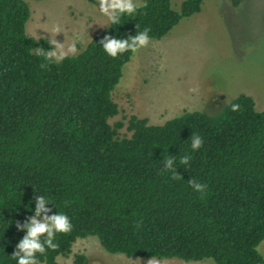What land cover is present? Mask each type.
Segmentation results:
<instances>
[{
  "label": "trees",
  "instance_id": "1",
  "mask_svg": "<svg viewBox=\"0 0 264 264\" xmlns=\"http://www.w3.org/2000/svg\"><path fill=\"white\" fill-rule=\"evenodd\" d=\"M202 3L184 0L176 10L172 0H144L138 15L108 24L82 52L43 70L34 48L51 46L48 38L27 34L28 2L0 0L3 264H15L9 255L25 234L15 222L32 215L26 205L32 201L34 209L35 190L73 223L41 264H58L59 255L87 236L129 257L264 264L258 251L264 240V110H256L251 96L240 94L216 114L183 112L163 124L131 115L130 136H119L123 121H109L120 112L112 91L133 53L106 56L103 37L150 28L151 38L161 39L200 12ZM192 133L203 138V147L191 153L190 166L179 165V157L190 153ZM170 155L177 157L176 178L159 172ZM192 178L208 186L203 195L190 188ZM76 261L87 262L83 255Z\"/></svg>",
  "mask_w": 264,
  "mask_h": 264
},
{
  "label": "rangeland",
  "instance_id": "2",
  "mask_svg": "<svg viewBox=\"0 0 264 264\" xmlns=\"http://www.w3.org/2000/svg\"><path fill=\"white\" fill-rule=\"evenodd\" d=\"M25 1L31 11L27 34L53 36L65 45L79 37L77 54L109 24L93 10L95 0ZM183 1L172 0L173 8L180 10ZM240 94L264 110V0H203L200 12L182 18L163 38H151L125 64L112 91L120 112L109 121H123L119 136H130L131 115L163 124L183 112L216 114ZM258 251L264 257V240ZM77 255L85 256L86 264H216L110 253L96 236L77 238L71 253L57 257L58 264H80Z\"/></svg>",
  "mask_w": 264,
  "mask_h": 264
},
{
  "label": "clouds",
  "instance_id": "3",
  "mask_svg": "<svg viewBox=\"0 0 264 264\" xmlns=\"http://www.w3.org/2000/svg\"><path fill=\"white\" fill-rule=\"evenodd\" d=\"M91 4L93 10L112 26L122 25L125 18L138 15L140 9L147 6L139 3V0H95V3ZM115 28L117 27L113 29ZM54 31L59 32V26ZM150 32V28H144L142 31H136L135 35H127L125 38L105 35L100 41V47L106 56L113 59L129 52L135 54L150 44ZM40 39H43V37H40ZM79 41L80 38L77 37L71 43L65 45V42L59 43L52 36L51 39L47 40V43L51 46L49 49L44 47L34 48L35 56L42 60L39 65L40 68L47 70L52 65H59L70 56H76L79 51L77 46ZM239 107L238 104H232L231 106L233 111H237ZM203 144V138L199 134L192 133L190 136V153L186 152L179 157V165L190 166L191 153L198 152ZM177 169V157L175 155H170L160 161V173L171 172L173 178H176L178 176ZM188 184L194 193H200L201 195L206 192L208 187L195 178L189 179ZM35 192L34 209L31 207L32 201L29 205H26L32 215L23 222H15L17 231L25 233L16 244L13 254L9 255L15 261V264H41V257H46L48 251L56 250L59 247L56 242L57 237L68 234L73 230L70 216L66 212L59 211L57 205L51 202V197L36 190ZM50 204L54 205L56 211H53L52 207H46ZM0 264H3V259H0Z\"/></svg>",
  "mask_w": 264,
  "mask_h": 264
}]
</instances>
